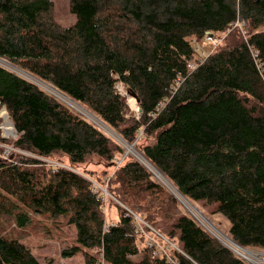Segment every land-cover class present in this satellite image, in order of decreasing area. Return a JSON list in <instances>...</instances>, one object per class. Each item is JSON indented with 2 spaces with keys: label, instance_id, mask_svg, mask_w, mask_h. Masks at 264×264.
<instances>
[{
  "label": "trees",
  "instance_id": "16d2710c",
  "mask_svg": "<svg viewBox=\"0 0 264 264\" xmlns=\"http://www.w3.org/2000/svg\"><path fill=\"white\" fill-rule=\"evenodd\" d=\"M70 9L76 23L64 27L53 0H0V60L22 72L0 64V109L18 134L3 137L0 117V214L20 228L33 214L64 216L77 243L63 254L84 252L86 264H250L144 164L123 158L119 140L30 78L90 110L122 142L144 140L141 151L176 190L223 215L240 245L264 251V0H70ZM207 33L227 35L192 69V39ZM1 145L17 150L6 159ZM55 156L66 167H48ZM92 156L118 165L108 223L103 192L76 170ZM129 210L186 255L168 247L173 261L153 258ZM0 264L43 263L0 230Z\"/></svg>",
  "mask_w": 264,
  "mask_h": 264
},
{
  "label": "rangeland",
  "instance_id": "374dc122",
  "mask_svg": "<svg viewBox=\"0 0 264 264\" xmlns=\"http://www.w3.org/2000/svg\"><path fill=\"white\" fill-rule=\"evenodd\" d=\"M53 2H54V6H55V12H54L55 19L60 25L67 27V26H71L74 23H76L77 18L70 11L71 10L70 9V0H53ZM215 36L218 39L220 37L221 38L223 37L222 41L219 43V45H221L225 39L224 35H221V36L215 35ZM192 42H193V44L197 50L196 57L192 61V63H196L197 59H201L204 56L203 53H205V54L210 53L212 51H215L217 49V47H219L218 43L214 44V43L206 40V38L202 39L201 41L194 38V39H192ZM5 65L17 73H22L20 70L15 68V66L13 67L11 65H7V64H5ZM27 76H29V75H27ZM46 89L48 91H50L51 93H54L49 88L46 87ZM118 89L121 93L126 95L130 109L134 112V114L137 116H140L141 109L138 105L137 99L132 95H128L126 89L123 87L122 84L119 85ZM58 98L64 102H66L62 98H60V97H58ZM66 103L68 105H70L69 102H66ZM71 108L73 110H75L76 112L81 114L82 110H79L75 106H71ZM2 114H3V110H2ZM82 115H84V114H82ZM86 117H88L89 119H91L92 121L97 123L98 126H101L93 118H91L89 116H86ZM4 126L5 125H3V128H4ZM101 128L105 129V131H108L109 134H111L115 139L119 140L124 145L125 154L123 155V158L129 154V155L133 156L135 159H137L138 161H140L138 159V156H137L135 151L134 152H128L127 147H129V144L122 142L120 139L117 138V136L112 134V132H110L108 129L104 128L103 126H101ZM3 134L5 135L4 130H3ZM9 137L17 139L18 134H17V132H15V135H10ZM143 141L144 140H140L139 142H135V147L137 150L141 151L140 147H141ZM57 159H59V158L57 156H55V157H52V159H47L46 160L47 162L46 161L45 162L47 163L48 167L51 164L52 165L61 164V163H59V161H57ZM117 167H118V165L114 166V167L113 166L109 167L108 164L105 161H103L102 159L95 157V156H92V157L88 158V161L86 163L79 165L76 168V170L79 171L81 174H84L85 176H87L97 186H100V187L108 190L109 176L114 174V172L117 170ZM147 169L151 171L150 168L147 167ZM152 174H153V172H152ZM153 177L159 183L164 185L163 184L164 182H162L159 178H157V176L155 174H153ZM109 194L110 195L108 197L107 202L104 203L105 204V211H106V216H105L106 223L110 222L111 218L114 217V214H115V211H114L113 206H112L113 201L111 200L112 195L110 192H109ZM177 200L180 202V200L178 198H177ZM180 204L190 214V212L185 208V206L181 202H180ZM195 206L198 207L197 205H195ZM198 209L202 213H204V211H205L207 213V215L204 213L205 216L217 228H219L222 232H225L226 234H228L226 230H227V228H229L230 223L228 220H225L223 215L213 213V208L211 206H207V205L205 206L204 209H200L199 207H198ZM0 230L3 233H5L6 235L13 236V237L19 239L21 242H23L43 264H86V256H85L84 252L77 253L73 256H64V254H63V252L65 250L70 249L72 246H74L77 243L76 228L73 224L68 223V219L65 218L64 216L53 217V216H50L48 214L47 215L33 214L32 221H30L28 223V225L25 226V228H20L17 226V224L15 223V221L13 219L9 218L8 216L0 214ZM141 234L145 236L144 242L147 241L148 236H152V237H156V240L162 244V241H163L162 237L163 236H161L158 233L155 234L150 228H149V230H147V228H145V232H142ZM139 243L141 244V240L139 241ZM171 244H174L175 246L180 248L179 244L176 242L171 241ZM141 246H142V244H141ZM175 246H173L174 249L176 248ZM173 247H171V248H173ZM250 250L260 251L259 249H256V248H250ZM88 252L95 254L98 258L103 260L102 255L98 251L95 250V251H88Z\"/></svg>",
  "mask_w": 264,
  "mask_h": 264
},
{
  "label": "built area",
  "instance_id": "2783aa9c",
  "mask_svg": "<svg viewBox=\"0 0 264 264\" xmlns=\"http://www.w3.org/2000/svg\"><path fill=\"white\" fill-rule=\"evenodd\" d=\"M238 24V23H237ZM227 34L224 35V37L226 36ZM206 40L214 43V44H217L219 45V43L222 41L223 37L221 38H217L215 36V34H211V33H207L206 36H205ZM213 52V51H212ZM212 52L210 53H203L204 56L200 59V61H203L202 59L206 58L208 55H210ZM0 64H7L4 60H0ZM8 65V64H7ZM261 66V65H260ZM196 67V63H192L190 64V68H195ZM28 78H30L28 76ZM31 80L33 81H37V80H34V78H30ZM38 83V81H37ZM42 85L44 88H46L43 83L40 84ZM119 87V85H118ZM52 90V89H50ZM54 92V90H52ZM2 110H5L6 111V108L3 107L0 109V117L3 118V122L1 124V129L3 128V125L4 123L6 122V117L4 114H2ZM6 114H7V111H6ZM8 116V114H7ZM8 119L10 120L9 116H8ZM12 123V122H11ZM3 130L4 128L2 129V135L3 137L5 138H9L10 139V135H5L3 134ZM5 132V130H4ZM16 132V131H15ZM15 135V134H13ZM15 139V138H14ZM4 147V151L2 152V157L4 158H9V155L11 154L12 151H16L17 149L14 148L13 146H10V145H2ZM25 154H28L26 152H23ZM60 166H65L66 165H63V164H58ZM97 189L101 190L103 192V196H104V202H107L108 200V197H109V192L107 189H104L100 186H97L96 184H94ZM129 212L134 216L135 220H136V223H137V231L141 234L142 232H145V228H147V230H149V228L156 234H160L161 236H163V241H162V244L160 242H158L156 240V237H152V236H148L147 238V241H146V246L149 248V250L151 251V255L153 258H157V257H161V256H166L167 258H169L171 261H173V258L171 256V254L169 253V249L168 247H173L175 246L174 244H171V241L169 239H167L163 234H161L160 232H158L154 227H152L149 223H147L141 216H139L138 214L132 212L129 210ZM176 250L182 252L184 255H186L180 248H178L177 246H175ZM174 248V247H173ZM243 255H241V257H243L248 263L250 264H264V251H254V250H250V249H247L242 251Z\"/></svg>",
  "mask_w": 264,
  "mask_h": 264
},
{
  "label": "bare ground",
  "instance_id": "6f19581e",
  "mask_svg": "<svg viewBox=\"0 0 264 264\" xmlns=\"http://www.w3.org/2000/svg\"><path fill=\"white\" fill-rule=\"evenodd\" d=\"M44 86H46L47 88L51 89V87H49L48 84H43ZM61 97L63 99H67L66 97L62 96ZM134 101V100H133ZM75 107H77L79 110H82L81 112H85V114L91 118H93L95 121H97L99 123L98 118L95 116L94 113H92L90 110L84 108L83 106H81L78 103L72 102ZM3 114H5L6 117V123L4 124V130L6 135H13L15 134V128L13 126V124L11 123V121L8 119V116L6 115V111L3 110ZM127 150L129 152H136L137 156L145 161L146 165L148 164L150 168H152L155 171V175L157 176V178H159L162 182H164L165 184H167L169 187H171V189H173L178 197V199L184 204L187 205L191 211L194 213V215L202 222L207 224L214 232H216L223 240L225 241H229V235L226 234L225 232H222L219 228H217L216 226L213 225V223H211L209 220H207L201 213V211L198 210L197 207H195L194 204H192L186 197H184L183 195H181L180 193L177 192L176 189H174V187L170 184V182L167 180V178L164 176V174L161 172V170L157 169L156 167H154L151 163H149L147 161V158L139 151L136 149V147H127Z\"/></svg>",
  "mask_w": 264,
  "mask_h": 264
},
{
  "label": "water",
  "instance_id": "95a60500",
  "mask_svg": "<svg viewBox=\"0 0 264 264\" xmlns=\"http://www.w3.org/2000/svg\"><path fill=\"white\" fill-rule=\"evenodd\" d=\"M6 62V61H5ZM11 66H13V65H11ZM14 67V66H13ZM34 78V80H37L35 77H33ZM38 81V83L39 84H42V83H44V84H48V83H46V82H42V81H39V80H37ZM36 81V82H37ZM49 85V87H51V89L52 90H54V95L56 96V97H60V98H62L61 97V95L62 96H64V97H66L67 99H63V100H65L66 102H69V104H70V106H75L72 102H75L72 98H70V97H68L67 95H65L64 93H62V92H60L59 90H57L55 87H53L51 84H48ZM127 94L128 95H132V96H134L135 98H136V96L134 95V93L132 94L131 92H127ZM137 99V98H136ZM137 102H139V100L137 99ZM75 103H77V102H75ZM79 104V103H78ZM82 106V105H81ZM3 108V107H2ZM7 111V110H6ZM7 114H8V112H7ZM81 114H84V116H87L85 113H83V112H81ZM9 116V115H8ZM96 116V115H95ZM97 117V116H96ZM11 121V120H10ZM12 122V121H11ZM13 124V123H12ZM97 124V123H96ZM98 124H100V123H98ZM101 125V124H100ZM14 126V125H13ZM102 126V125H101ZM104 127V126H103ZM105 128V127H104ZM113 134V133H112ZM129 146L130 147H135V143H132V144H129ZM129 152V151H128ZM141 152V151H140ZM142 153V152H141ZM143 154V153H142ZM144 155V154H143ZM145 156V155H144ZM146 157V156H145ZM147 158V157H146ZM138 159L146 166V167H148V168H150L149 167V165L147 164L146 165V163H145V161H143V160H141L139 157H138ZM147 161L149 162V163H151L154 167H156L148 158H147ZM157 169H159L158 167H156ZM151 169V171L153 172V174H155V171L152 169V168H150ZM160 170V169H159ZM151 172V173H152ZM169 182H170V180L169 179H167ZM172 193H173V195L174 196H176V198H178L177 197V195H176V193H175V191L173 190V189H171V187H169L167 184H165V183H163ZM170 184L172 185V183L170 182ZM175 189V188H174ZM177 192L178 193H180L181 195H183L182 194V192H180L179 190H177ZM184 196V195H183ZM185 197V196H184ZM181 202V201H180ZM182 203V202H181ZM183 204V203H182ZM184 205V204H183ZM185 206V208L190 212V214H192V216H194L195 218H196V220H198L205 228H207L217 239H219L226 247H228L229 249H231L232 251H234V252H236V253H238L240 256L241 255H243V253H242V251H244V250H246V248L245 247H243L242 245H240L237 241H235V240H233L232 238H230L229 237V241H225V240H223L216 232H214L207 224H205V223H202L195 215H194V213L191 211V209L187 206V205H184ZM196 207V206H195ZM198 208V207H197ZM199 210V209H198ZM200 211V210H199ZM202 213V212H201ZM202 215L207 219V220H209L206 216H205V214L204 213H202ZM210 221V220H209ZM211 222V221H210ZM212 223V222H211ZM214 225V224H213ZM215 226V225H214Z\"/></svg>",
  "mask_w": 264,
  "mask_h": 264
}]
</instances>
